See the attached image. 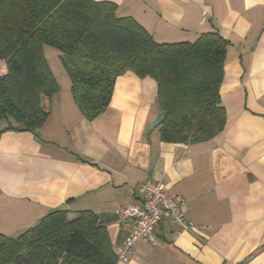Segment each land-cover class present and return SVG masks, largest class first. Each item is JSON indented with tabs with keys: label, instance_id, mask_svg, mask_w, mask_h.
I'll use <instances>...</instances> for the list:
<instances>
[{
	"label": "crops",
	"instance_id": "crops-1",
	"mask_svg": "<svg viewBox=\"0 0 264 264\" xmlns=\"http://www.w3.org/2000/svg\"><path fill=\"white\" fill-rule=\"evenodd\" d=\"M96 1L114 3L118 17L160 43L218 32L227 41L224 128L205 141H162L152 127L161 115L156 83L131 71L115 78L105 110L87 119L69 77L57 78L48 64L59 88L47 119L36 131L0 132V233L16 237L58 208L68 217L86 210L119 248L132 225L114 210L140 206V185L159 180L184 197L194 230L163 218L155 243H137L135 257L116 264H264V0Z\"/></svg>",
	"mask_w": 264,
	"mask_h": 264
},
{
	"label": "trees",
	"instance_id": "trees-1",
	"mask_svg": "<svg viewBox=\"0 0 264 264\" xmlns=\"http://www.w3.org/2000/svg\"><path fill=\"white\" fill-rule=\"evenodd\" d=\"M59 51L73 99L87 119L108 106L115 78L156 83L164 142L205 141L225 125L220 86L227 41L218 32L160 43L115 4L96 0H0V132L36 131L58 84L43 47ZM55 209L16 237L0 233V264H116L106 228L86 210Z\"/></svg>",
	"mask_w": 264,
	"mask_h": 264
},
{
	"label": "built area",
	"instance_id": "built-area-1",
	"mask_svg": "<svg viewBox=\"0 0 264 264\" xmlns=\"http://www.w3.org/2000/svg\"><path fill=\"white\" fill-rule=\"evenodd\" d=\"M206 12H202L204 18ZM143 200L140 206H120L114 214L131 222V229L124 245L115 248L117 263H127L136 255L139 242L155 243V227L167 218L179 224L184 230H194L193 224L185 217L186 201L181 194L169 195L159 180H147L140 185Z\"/></svg>",
	"mask_w": 264,
	"mask_h": 264
},
{
	"label": "rangeland",
	"instance_id": "rangeland-1",
	"mask_svg": "<svg viewBox=\"0 0 264 264\" xmlns=\"http://www.w3.org/2000/svg\"><path fill=\"white\" fill-rule=\"evenodd\" d=\"M48 49H50L51 52H53L54 54H51V52H46L44 53V57L47 61V63L49 64L51 70L54 72V74L57 76V78L60 77V74H63L65 76H68L65 68H63L64 66H61L62 63L60 61V58H59V51L52 48V47H48L46 46ZM58 55V56H57ZM62 67V68H59ZM58 67V68H57ZM58 80V79H57ZM59 81V80H58Z\"/></svg>",
	"mask_w": 264,
	"mask_h": 264
},
{
	"label": "water",
	"instance_id": "water-1",
	"mask_svg": "<svg viewBox=\"0 0 264 264\" xmlns=\"http://www.w3.org/2000/svg\"><path fill=\"white\" fill-rule=\"evenodd\" d=\"M162 119H163V116L162 115L157 116L154 119V121H153L152 127L156 126Z\"/></svg>",
	"mask_w": 264,
	"mask_h": 264
}]
</instances>
